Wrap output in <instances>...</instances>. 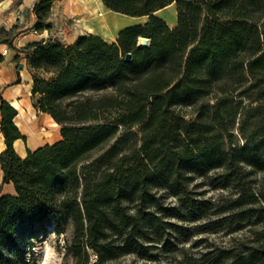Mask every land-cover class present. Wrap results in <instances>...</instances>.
I'll return each mask as SVG.
<instances>
[{"label": "trees", "instance_id": "16d2710c", "mask_svg": "<svg viewBox=\"0 0 264 264\" xmlns=\"http://www.w3.org/2000/svg\"><path fill=\"white\" fill-rule=\"evenodd\" d=\"M55 1L35 2L32 29L50 30L44 23ZM102 1L148 21L122 29L113 43L89 33L73 44L22 48L34 107L60 125V141L20 156L18 111L1 98L0 163L15 193L0 184V264H37L27 261V247L49 226L58 236L71 226L73 264L153 259L173 232L186 231L172 219L188 221V211L211 205L191 191L197 178L241 192L235 229L264 225V187L254 193L243 183L264 173V0ZM172 4L175 27L157 15ZM142 37L150 44L140 46ZM225 255L223 264H264V231Z\"/></svg>", "mask_w": 264, "mask_h": 264}, {"label": "rangeland", "instance_id": "374dc122", "mask_svg": "<svg viewBox=\"0 0 264 264\" xmlns=\"http://www.w3.org/2000/svg\"><path fill=\"white\" fill-rule=\"evenodd\" d=\"M61 1L65 3L71 2L72 5L69 8V13H66L64 19L60 20L58 23L50 20V13L48 19L44 23L51 24V28L48 31H52L54 35H59L60 32L68 34L74 31H87L90 24L96 25V23L101 20L103 16L101 12L105 13V9L99 6L101 0ZM33 2L34 0H22L20 2H12L9 0L0 4V21L15 15L21 16V23L19 22L16 25L17 28L13 33L2 31L0 32V36L2 40L6 42L12 40L13 46L7 45L14 49V51L20 50L24 57L25 53L22 51V47H17L15 41L20 33L31 29V27H29L24 30V26L32 22L34 24L38 22L36 14L34 13V17H32L31 14ZM55 4V9H58V5L62 3L57 1ZM62 6L63 5H61L60 11H62ZM85 15H89L90 19L89 16ZM112 15H118L125 19L122 27H127L136 23H146L148 21V17H133L120 13L114 14L113 12ZM157 15L165 19L171 27L177 25V8L175 4L157 12ZM12 27L8 28L2 26L0 29L6 28V30H10ZM14 51L12 50V52ZM4 52L0 54V61H4L7 57V53L4 54ZM20 59L19 55L14 59L16 68V62H20ZM24 63L25 61L22 60L21 64ZM23 89V98L26 100L28 110H30L27 114L37 119L35 111H33L31 91H29L26 82H23ZM183 111L187 118H191L194 114L191 108H184ZM210 175H213V173ZM243 183H248L250 190L254 193H258L259 189L264 187V173L255 172L248 175L243 179ZM190 188L196 198L207 200L211 202V205L203 207L202 210L196 209L188 211V221L182 222L176 218L172 219L173 222L183 224L186 227V231L183 234L173 232L169 237L172 244L168 249L164 247V244H160V247L154 252L155 257L153 259L136 260L135 257L127 255L120 259L122 264L132 263L134 261H136L137 264H223L225 262L226 250L243 248L246 244L255 240L260 232L264 231V225L255 222L248 223L241 229H235L237 223L233 222L231 217L233 211H237L233 205L241 197L240 191L230 188L214 187L210 184L207 177L197 178L193 181ZM160 192L165 194L163 190ZM165 201L167 204H178V200L173 196H166ZM71 234V226H68L67 232L60 236L55 233L52 226H49L47 231L43 232L41 236L30 241L31 245L27 247V261L32 263L34 258H36L37 264H43L50 252V264H73V258L67 249V243L71 238ZM92 257L94 258L95 256L93 255Z\"/></svg>", "mask_w": 264, "mask_h": 264}, {"label": "crops", "instance_id": "0c3cea01", "mask_svg": "<svg viewBox=\"0 0 264 264\" xmlns=\"http://www.w3.org/2000/svg\"><path fill=\"white\" fill-rule=\"evenodd\" d=\"M5 1H9V0H4L0 2V4L5 3ZM10 1L14 2L13 0ZM36 1L37 0H34L31 6L32 17H34L33 7ZM57 1L62 4H59L58 9H55V5H56L55 3ZM103 4H104L103 2L99 4L100 7H103V9H105V13L101 12L103 15L101 20L99 21V23H96V25L90 24L92 26H88L87 31H83V30L74 31L68 34H63L64 32L63 33L60 32L59 35L58 34L54 35L52 31H48V30L39 33L37 31H34V29H32V27L34 26V23L32 22L31 24H27L26 26L23 27L24 30L29 27H31V29L20 33V35L16 38L15 45L19 48L20 47L23 48L27 44L40 42V41H47L50 39H54V40L58 39L64 43L73 44L77 41V39L81 35H85L89 33L100 35L110 43L116 42L119 37V32L126 27L121 26L119 29L112 32L109 36L106 31L110 30V26L112 25L111 20L113 15L111 13L113 11L107 9ZM61 5H63L62 11H60ZM71 5H72L71 2L65 3L62 2L61 0H56L52 6L50 20L54 21L55 23L60 22V20L64 19V15L66 13H69V8ZM173 5L174 4L170 6ZM19 22L21 23V16L15 15L12 16L11 18H7L6 20H1L0 27L4 26L10 28L14 25H17ZM103 22L106 23V26L103 25ZM12 50L14 51V49L10 48L6 43L0 42V54L3 53L4 51H7L6 59L4 61H0V104H1V98L3 97L7 101H9L11 105L15 107L18 111V115L15 118V123L19 127L21 132L26 136V140L18 139L15 141L14 146L18 154L22 157H25L27 155L28 150L34 151L46 144L56 143L62 139V135H61L60 125L52 118L51 115L38 111L34 107V101L32 103V106H33V111H35V115L37 119H34L33 116L27 114L28 112H30V110H28V107L26 105V100L23 98V94H22L24 90L23 82H26L28 84L29 91H32L33 73L27 61V58L24 57L23 53L20 50L14 52H12ZM18 55L21 59L20 62H16L17 63L16 64L17 68H16L14 59ZM22 60L25 61L24 64H21ZM21 65L23 66L22 69L20 68ZM31 100H33L32 92H31ZM1 120H2V113L0 111V122ZM5 148H6L5 137L1 130V124H0V153L3 150H5ZM0 184H3L4 193L6 194L15 193L14 184L3 183V171L1 168V163H0Z\"/></svg>", "mask_w": 264, "mask_h": 264}, {"label": "bare ground", "instance_id": "6f19581e", "mask_svg": "<svg viewBox=\"0 0 264 264\" xmlns=\"http://www.w3.org/2000/svg\"><path fill=\"white\" fill-rule=\"evenodd\" d=\"M87 1V0H86ZM101 2H103L102 0H101ZM86 3V2H85ZM98 4V3H97ZM80 5V4H79ZM104 5V4H103ZM102 5V6H103ZM93 6V5H92ZM105 6V5H104ZM77 7H78V5H77ZM76 7V8H77ZM102 9V8H101ZM86 10V9H85ZM91 10H93V9H91ZM100 11V10H99ZM81 12V11H80ZM96 12V11H95ZM101 12V11H100ZM92 13V12H91ZM114 14H119V13H116V12H113ZM96 14V13H95ZM112 14V13H111ZM97 15V14H96ZM101 15H102V13H101ZM110 15V14H109ZM85 16H89V15H85ZM105 17H107V16H105ZM104 17V18H105ZM112 17V16H111ZM103 18V19H104ZM89 19H90V16H89ZM111 19V18H110ZM106 21H107V19H106ZM105 21V22H106ZM109 21V20H108ZM112 25L110 26V30H108V31H106L107 32V34L110 36V34L112 33V32H114V31H116L117 29H119L121 26H123V22H124V19L122 18V17H120V16H118V15H113V17H112ZM98 22V21H97ZM105 22H103V25H105L106 26V23ZM99 23V22H98ZM101 25V24H100ZM89 26H92V25H89ZM98 27V26H97ZM95 29V28H94ZM112 29H113V31H112ZM105 32V31H104ZM116 34V33H115ZM106 35V34H105ZM112 37V36H111ZM114 37V36H113ZM107 39V38H106ZM50 249V248H49ZM43 264H50V252H49V254H48V256H47V258L45 259V261H44V263Z\"/></svg>", "mask_w": 264, "mask_h": 264}, {"label": "water", "instance_id": "95a60500", "mask_svg": "<svg viewBox=\"0 0 264 264\" xmlns=\"http://www.w3.org/2000/svg\"><path fill=\"white\" fill-rule=\"evenodd\" d=\"M149 44H150V39L149 38L142 37L140 39V41H139V45L140 46H147ZM131 58H132V54L131 53H128L127 56H126V60L129 61V60H131ZM20 68L22 69L23 66L21 65Z\"/></svg>", "mask_w": 264, "mask_h": 264}, {"label": "built area", "instance_id": "2783aa9c", "mask_svg": "<svg viewBox=\"0 0 264 264\" xmlns=\"http://www.w3.org/2000/svg\"><path fill=\"white\" fill-rule=\"evenodd\" d=\"M7 52H4V54H6Z\"/></svg>", "mask_w": 264, "mask_h": 264}]
</instances>
